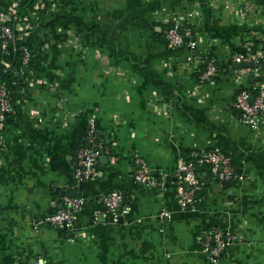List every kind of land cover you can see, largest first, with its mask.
<instances>
[{
    "label": "crops",
    "instance_id": "obj_1",
    "mask_svg": "<svg viewBox=\"0 0 264 264\" xmlns=\"http://www.w3.org/2000/svg\"><path fill=\"white\" fill-rule=\"evenodd\" d=\"M21 1L0 0V19ZM25 13L33 59L0 130V264H264V122L255 132L234 107L264 72L231 59L246 43L261 49L264 0H43ZM174 22L192 51L158 37ZM205 56L217 66L211 81L200 78ZM90 118L105 151L98 175L79 183ZM210 151L230 156L235 178L224 188L203 172L198 205L182 211L177 168ZM138 158L153 186L134 180ZM113 189L130 207L117 220L99 213ZM65 194L84 198L69 230L47 221ZM213 229L234 237L216 259L201 239Z\"/></svg>",
    "mask_w": 264,
    "mask_h": 264
},
{
    "label": "built area",
    "instance_id": "obj_2",
    "mask_svg": "<svg viewBox=\"0 0 264 264\" xmlns=\"http://www.w3.org/2000/svg\"><path fill=\"white\" fill-rule=\"evenodd\" d=\"M43 2V0H39ZM8 18L0 19V42L2 43V54L6 48V42L14 37L15 31L6 22ZM24 21L27 23L26 17ZM19 27L16 29L22 32L26 29H31L30 25ZM30 32V30H28ZM166 44L170 48L187 47L189 50L195 48V42L190 37V34L181 29L180 24L172 23L166 27L164 31ZM30 53L27 48H23L22 66L20 71H23V66H26L29 61ZM195 57L187 56V60H193ZM264 59V43L261 49H255L252 43H246L243 53L235 54L232 56L234 63L251 64L249 67L254 73L260 70V60ZM200 65L202 70L200 78L202 80L211 81L217 74V66L215 60L210 56L200 58ZM255 92L243 89L237 93L234 100V107L239 113V120L248 125L255 132L259 131L264 122V83L254 87ZM12 112L11 97L7 88L0 82V130L4 126V121L8 114ZM105 151L103 141L99 138L94 119L90 118L87 128L85 130L84 144L79 147L75 155L74 165V178L77 182H82L88 178H95L98 175V158ZM137 161V168L134 172V180L137 183L145 186H153L155 184L154 177L150 172L148 166L139 158ZM204 165L209 164L211 175L222 184L235 178V172L229 155L219 152L210 151L206 153L204 158L199 160ZM200 184L199 175L195 174L193 164L191 162H181L176 171L175 191L177 196V203L182 211L193 210L195 191L198 190ZM99 202L101 211L117 220L119 217L129 212L130 207L123 203V193L118 189H113L99 195ZM84 203L82 196H71L65 194L62 197V207L53 211L47 216V221L59 229L69 230L72 229L75 222V216ZM159 218H170V212L162 209ZM233 236L225 230H218L213 235L207 236L202 242V248L205 252L212 257H218L225 248L233 240ZM210 256V257H211ZM35 264H44L42 259H39Z\"/></svg>",
    "mask_w": 264,
    "mask_h": 264
},
{
    "label": "trees",
    "instance_id": "obj_3",
    "mask_svg": "<svg viewBox=\"0 0 264 264\" xmlns=\"http://www.w3.org/2000/svg\"><path fill=\"white\" fill-rule=\"evenodd\" d=\"M39 0H22L21 1V6L19 8L18 13L15 15H12L10 17V20L6 22L14 31V37L6 42V48L2 54V58L0 60V82L4 84V86L7 88L9 95L11 97V102H12V112L8 114L6 117L4 123L8 122L11 120L15 107L17 105V100L19 99L18 97V91L23 89L26 84V77L28 70L31 66L32 59H33V45H32V36L27 34L25 35L24 33H21L19 30L16 29V25L19 24V27L21 26L22 28L27 25V23L24 21L25 17V10L26 8H30L37 4ZM29 25V24H28ZM170 24H166L164 26H161L162 30L160 33H158V37L160 36V40L166 42L165 36H164V31L167 26ZM183 30V29H182ZM27 48L30 53L29 61L26 66H23L22 70L20 71V68L22 66V58H23V48ZM253 47L255 49H259V45L257 42L254 43ZM260 71L264 72V59L262 58L260 60ZM206 156V153H201L197 155H191V157L186 160L185 162H191L193 164V170L195 174L201 175L203 172L210 173V166L209 164H206V168L204 169H199L198 168V162L201 158H204ZM232 180L228 182H223L221 185L225 188L229 185V183ZM143 185V184H142ZM199 189L195 191L194 194V201L193 205L196 207L199 203V196L202 188V183L200 181L199 184ZM217 229H213L210 232H207L206 234L202 235V242L207 236H211L214 234V232H217ZM228 247V246H227ZM218 256V257H212L211 258H219L224 252H226V249Z\"/></svg>",
    "mask_w": 264,
    "mask_h": 264
},
{
    "label": "water",
    "instance_id": "obj_4",
    "mask_svg": "<svg viewBox=\"0 0 264 264\" xmlns=\"http://www.w3.org/2000/svg\"><path fill=\"white\" fill-rule=\"evenodd\" d=\"M251 66H252L251 64L237 63V64L235 65V68H237V69H239V68H249V67H251ZM120 220H121V218H120Z\"/></svg>",
    "mask_w": 264,
    "mask_h": 264
}]
</instances>
